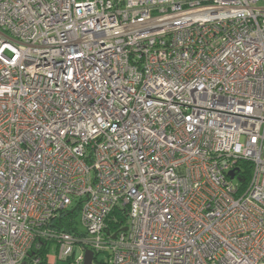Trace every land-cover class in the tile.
Returning a JSON list of instances; mask_svg holds the SVG:
<instances>
[{
    "label": "built area",
    "instance_id": "built-area-1",
    "mask_svg": "<svg viewBox=\"0 0 264 264\" xmlns=\"http://www.w3.org/2000/svg\"><path fill=\"white\" fill-rule=\"evenodd\" d=\"M46 244L264 264V0H0V264Z\"/></svg>",
    "mask_w": 264,
    "mask_h": 264
},
{
    "label": "trees",
    "instance_id": "trees-1",
    "mask_svg": "<svg viewBox=\"0 0 264 264\" xmlns=\"http://www.w3.org/2000/svg\"><path fill=\"white\" fill-rule=\"evenodd\" d=\"M241 167L244 168L243 170V178L247 179L248 176L250 175V166L247 163L241 164ZM242 171V169H241ZM118 221H117V225L115 227H120L121 225L125 224V218L123 216V214L118 213ZM77 208L74 207L72 209H68L66 211H62L58 217V219L56 220V225L67 230V231H74L75 229H77ZM35 249H32L31 252H35ZM38 254L41 255L42 257V264H46V256L48 253V247L47 244L44 245L42 248H40L39 250L36 251ZM105 264V262H103Z\"/></svg>",
    "mask_w": 264,
    "mask_h": 264
},
{
    "label": "rangeland",
    "instance_id": "rangeland-1",
    "mask_svg": "<svg viewBox=\"0 0 264 264\" xmlns=\"http://www.w3.org/2000/svg\"><path fill=\"white\" fill-rule=\"evenodd\" d=\"M55 251V245L52 243L49 250V255L53 256ZM105 256L102 253L97 254V259L94 261V264H104ZM57 264H67V262L64 261H58Z\"/></svg>",
    "mask_w": 264,
    "mask_h": 264
},
{
    "label": "water",
    "instance_id": "water-1",
    "mask_svg": "<svg viewBox=\"0 0 264 264\" xmlns=\"http://www.w3.org/2000/svg\"><path fill=\"white\" fill-rule=\"evenodd\" d=\"M229 174L231 176H233V172L232 171H230ZM92 260H93V253H92L91 250L87 249L85 251L83 264H93V261ZM21 264H24V263H21Z\"/></svg>",
    "mask_w": 264,
    "mask_h": 264
},
{
    "label": "crops",
    "instance_id": "crops-1",
    "mask_svg": "<svg viewBox=\"0 0 264 264\" xmlns=\"http://www.w3.org/2000/svg\"><path fill=\"white\" fill-rule=\"evenodd\" d=\"M50 256V255H49ZM50 259L52 260L53 259V256H50ZM55 264H57V263H55Z\"/></svg>",
    "mask_w": 264,
    "mask_h": 264
}]
</instances>
